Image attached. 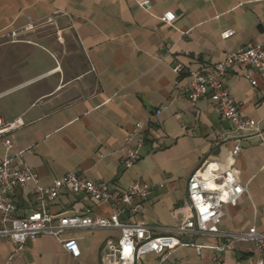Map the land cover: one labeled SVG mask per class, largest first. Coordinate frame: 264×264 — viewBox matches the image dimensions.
I'll return each mask as SVG.
<instances>
[{
    "label": "crops",
    "instance_id": "obj_1",
    "mask_svg": "<svg viewBox=\"0 0 264 264\" xmlns=\"http://www.w3.org/2000/svg\"><path fill=\"white\" fill-rule=\"evenodd\" d=\"M166 11L175 13L172 23L160 19ZM44 25L54 29L55 40L42 37L45 43L34 45L21 68L22 82L0 95L7 100L0 116L25 122L9 152L0 143V163L23 151L15 165L29 166L45 186L71 171L119 190L146 182L150 198L133 219L154 235L177 234L176 227L192 217L187 187L194 171L208 164L234 168L248 190L225 208L219 226L264 231L263 138H243L209 98L192 104L176 97L191 71L211 69L242 47L264 45V0H0V38ZM244 74L233 66L227 87L242 115L258 121L264 134V78L256 74L254 87ZM137 122L149 123L148 142L127 169V137ZM237 143L242 151L233 156ZM16 198L22 208L29 206L26 191ZM89 208L98 215L112 212L107 201L66 190L50 206L52 213L69 214ZM177 235L196 244L219 242ZM63 237L79 240V258L54 236L42 235L19 252L0 239V264H102L106 242L120 231L74 229ZM251 250L239 242L217 260L213 250L198 255L193 246H181L164 264H249ZM140 264H160L159 257L146 255Z\"/></svg>",
    "mask_w": 264,
    "mask_h": 264
},
{
    "label": "built area",
    "instance_id": "obj_2",
    "mask_svg": "<svg viewBox=\"0 0 264 264\" xmlns=\"http://www.w3.org/2000/svg\"><path fill=\"white\" fill-rule=\"evenodd\" d=\"M140 5L146 9L151 7L147 1H141ZM175 18L173 11H166L160 16L167 23H172ZM233 66L245 69V78L256 87L258 80L255 75L264 78V45L257 43L242 47L229 53L211 69L191 71L187 82L177 88L176 97L192 104L202 98H209L216 104L222 117L243 138L256 134L264 140L260 123L242 115L227 87L228 73ZM176 71L181 73L182 69L176 67ZM162 110L158 109L156 113L161 114ZM24 125L21 117L7 121L0 116V143L8 152L13 147L14 132ZM148 127L149 123L137 122L128 135L127 140L132 145L127 148L123 159L125 168L134 167L142 158L148 142ZM241 151L242 146L237 143L232 155L237 156ZM22 153L20 151L14 156L7 154L0 163V239L13 244L18 252L28 241L34 242L42 235H51L58 239L64 250L79 258V240L63 237L66 232L74 229H117L120 237L106 242L102 264H140L143 257L149 254L157 255L159 263L164 264L181 246H193L198 255L206 249L213 250L215 258L220 260L226 251L239 242L250 243L252 246L246 256L249 264H264V231H260L256 225L238 231L224 230L219 226L225 208L236 205L248 190L247 185L239 181L234 168L221 171L218 166L210 168L212 164H208L194 171L189 178L187 195L192 217L185 219L175 230L184 236L208 235L219 240L214 245H202L177 234L154 235L149 226L133 219L142 212L150 198L152 188L148 183L135 180L126 189L119 190L114 184L102 185L71 171L45 186L38 173L29 166L15 165V159ZM65 190L89 196L95 201H107L111 204L112 212L109 215H98L89 208L72 214L52 213L51 204ZM18 191H26L28 194L30 203L26 208H22L16 198ZM125 213L129 216L126 217Z\"/></svg>",
    "mask_w": 264,
    "mask_h": 264
},
{
    "label": "rangeland",
    "instance_id": "obj_3",
    "mask_svg": "<svg viewBox=\"0 0 264 264\" xmlns=\"http://www.w3.org/2000/svg\"><path fill=\"white\" fill-rule=\"evenodd\" d=\"M45 35H51L55 40L54 29L49 25L0 38V95L16 88L22 82L24 75L21 68L30 57L34 45L45 43L46 40H42ZM5 101L7 100L0 103Z\"/></svg>",
    "mask_w": 264,
    "mask_h": 264
},
{
    "label": "bare ground",
    "instance_id": "obj_4",
    "mask_svg": "<svg viewBox=\"0 0 264 264\" xmlns=\"http://www.w3.org/2000/svg\"><path fill=\"white\" fill-rule=\"evenodd\" d=\"M209 173V172H208Z\"/></svg>",
    "mask_w": 264,
    "mask_h": 264
}]
</instances>
